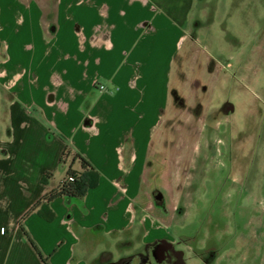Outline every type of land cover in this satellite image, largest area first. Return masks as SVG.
Returning a JSON list of instances; mask_svg holds the SVG:
<instances>
[{
  "label": "crops",
  "instance_id": "0c3cea01",
  "mask_svg": "<svg viewBox=\"0 0 264 264\" xmlns=\"http://www.w3.org/2000/svg\"><path fill=\"white\" fill-rule=\"evenodd\" d=\"M185 2L1 0L8 42L0 54H17V63H0V264H43L19 223L64 179L66 148L98 179L83 197L57 198L24 218L42 256L49 264H112L110 251L95 250L107 237L118 249L145 247L153 203L141 186L185 37ZM245 195L264 212V188ZM50 212L51 221L40 214ZM180 252L184 264L217 261Z\"/></svg>",
  "mask_w": 264,
  "mask_h": 264
},
{
  "label": "rangeland",
  "instance_id": "374dc122",
  "mask_svg": "<svg viewBox=\"0 0 264 264\" xmlns=\"http://www.w3.org/2000/svg\"><path fill=\"white\" fill-rule=\"evenodd\" d=\"M187 2L169 103L141 186L153 203L145 247L118 249L107 237L95 250L110 251L112 264H141L156 241L172 246L174 260L181 249L214 254L215 264H258L264 255V212L245 195L264 188V0ZM4 12L0 0V47L8 42ZM0 63H17V54H0ZM224 106L232 110L217 115Z\"/></svg>",
  "mask_w": 264,
  "mask_h": 264
},
{
  "label": "trees",
  "instance_id": "16d2710c",
  "mask_svg": "<svg viewBox=\"0 0 264 264\" xmlns=\"http://www.w3.org/2000/svg\"><path fill=\"white\" fill-rule=\"evenodd\" d=\"M59 163L61 165H68V170L62 182L53 190L46 193L40 201H38L29 211H27L20 219V229L24 236L27 238L37 255L41 258L43 264H48L37 247L33 244L28 234L22 227V221L24 218L37 210L41 205L48 206L50 202L57 198H80L83 197L87 190L96 186L98 174L91 166V164L80 154L73 153L69 148H66L61 155ZM77 164L79 169H73V165ZM50 176V173L45 172L42 176V181ZM38 211V210H37ZM44 219L51 221L54 218V214L50 212L48 215L40 213Z\"/></svg>",
  "mask_w": 264,
  "mask_h": 264
},
{
  "label": "flooded vegetation",
  "instance_id": "af4514ba",
  "mask_svg": "<svg viewBox=\"0 0 264 264\" xmlns=\"http://www.w3.org/2000/svg\"><path fill=\"white\" fill-rule=\"evenodd\" d=\"M217 113H219L217 114L219 116H227L229 113V107L224 106ZM159 243L160 242L156 241L152 246L146 247V255L141 257V264H184V253L182 252L175 253V260L172 258V256L169 257L168 253L172 246H169V249L167 252H165V258H163L161 253L162 247L159 246Z\"/></svg>",
  "mask_w": 264,
  "mask_h": 264
},
{
  "label": "water",
  "instance_id": "95a60500",
  "mask_svg": "<svg viewBox=\"0 0 264 264\" xmlns=\"http://www.w3.org/2000/svg\"><path fill=\"white\" fill-rule=\"evenodd\" d=\"M229 110H232V108H229ZM155 199L156 200H161L162 199V196L160 194H157L155 196ZM159 246H161V253L163 255V258H165V252H167V250L169 249V244H167L166 242L164 241H159Z\"/></svg>",
  "mask_w": 264,
  "mask_h": 264
},
{
  "label": "built area",
  "instance_id": "2783aa9c",
  "mask_svg": "<svg viewBox=\"0 0 264 264\" xmlns=\"http://www.w3.org/2000/svg\"><path fill=\"white\" fill-rule=\"evenodd\" d=\"M99 89H100V90H103V89H104V87H102V86H99Z\"/></svg>",
  "mask_w": 264,
  "mask_h": 264
}]
</instances>
